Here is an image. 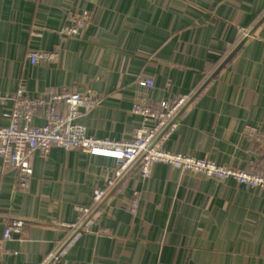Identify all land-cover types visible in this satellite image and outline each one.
<instances>
[{
  "label": "crops",
  "instance_id": "1",
  "mask_svg": "<svg viewBox=\"0 0 264 264\" xmlns=\"http://www.w3.org/2000/svg\"><path fill=\"white\" fill-rule=\"evenodd\" d=\"M68 8L92 14L80 36L60 33ZM35 49H58L59 60L31 64ZM142 78L153 86H139ZM20 83L30 97L98 92L100 103L77 121L113 140L131 139L140 124L131 112L138 93L152 102L187 94L164 147L244 168L260 158L243 127L264 130V0H0V125ZM43 123L38 109L32 124ZM114 166L53 146L34 152L20 187L19 171L0 160V264H44L68 234L62 224L77 220L76 206L91 208L92 223L54 264H264L263 188L162 162L142 179L134 163L94 204ZM14 218L22 231L4 239Z\"/></svg>",
  "mask_w": 264,
  "mask_h": 264
},
{
  "label": "built area",
  "instance_id": "2",
  "mask_svg": "<svg viewBox=\"0 0 264 264\" xmlns=\"http://www.w3.org/2000/svg\"><path fill=\"white\" fill-rule=\"evenodd\" d=\"M66 18L67 24L60 29L63 36H80L93 24L92 14L87 9L68 8ZM27 59L31 64L56 63L59 52L58 49L29 50ZM137 83L145 88L153 86L151 78H142ZM189 98L187 94H178L152 102L144 94L138 93L131 104V112L140 116V124L135 128L131 139L113 140L88 135L84 125L77 121L100 103L102 95L98 92L89 88L81 91L62 88L55 93L30 97L25 95L24 86L20 83L13 97L11 111L5 114L9 122L7 125H0L1 168L18 170L19 186L25 187L32 175L34 152L45 155L51 147L56 146L80 150L90 156L111 158L115 166L105 182L106 187L93 190L94 204L103 198L105 190L121 179L134 163H137V173L142 179L150 175L154 163L162 162L183 172L215 180L232 178L246 189H264V130L257 125H245L241 134L256 146L260 161L250 158L244 168L173 152L164 147L170 131L176 126L175 118ZM38 109L43 111L42 125L32 124V118ZM138 198L139 192L134 191L127 207L129 212L136 211ZM76 210L77 220L62 224L67 228L68 234L45 258L44 264H54L77 238L80 230L92 223L91 208L76 206ZM23 224L21 218H14L5 226L3 238L10 239L20 234Z\"/></svg>",
  "mask_w": 264,
  "mask_h": 264
}]
</instances>
